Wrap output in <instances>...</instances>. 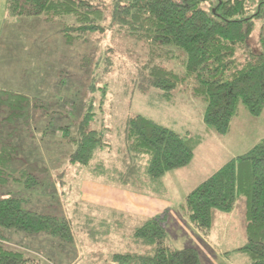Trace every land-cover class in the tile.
<instances>
[{
    "label": "rangeland",
    "instance_id": "374dc122",
    "mask_svg": "<svg viewBox=\"0 0 264 264\" xmlns=\"http://www.w3.org/2000/svg\"><path fill=\"white\" fill-rule=\"evenodd\" d=\"M102 1L111 18L114 0ZM245 1L251 12L264 3ZM5 7L0 0V157L6 168L0 195L21 199L26 210L66 217L74 236L72 242L46 234L11 237L12 244L21 247L27 257L41 264H106L113 254L134 247L130 235L148 218L114 216L110 210L91 206L90 198L96 195L93 188L100 183L85 176L100 178L118 191L145 192L146 199H154H142V203L146 201L143 212L148 214L173 208L182 211L180 207L195 187L226 161L247 153L264 139V110L253 116L242 108L230 133L205 137L188 166L167 172L154 185L127 180L112 165L113 172H102L103 164L95 174L87 172L72 160L77 147L72 137L78 138L88 110L103 121L126 122L141 115L180 134L190 131L194 135L206 129V103L186 91H176L172 102L159 92L142 90L136 79L147 49L125 34L107 31L91 35L86 43L68 45L63 27L73 18L53 23L44 16L7 19ZM263 40L262 18L256 21L248 40L251 50L264 52ZM175 65L181 69L179 61ZM17 95L30 101L21 110L16 107ZM9 110L14 111L13 117L2 119ZM18 111L22 114L15 115ZM103 150L111 153L108 147ZM114 165L118 167L117 162ZM30 174L41 184L29 187ZM246 212L242 195L232 212L214 211L207 241L218 250L232 251L245 245ZM104 216L112 219L101 220ZM231 255L230 263L248 262L244 253L232 251Z\"/></svg>",
    "mask_w": 264,
    "mask_h": 264
},
{
    "label": "trees",
    "instance_id": "16d2710c",
    "mask_svg": "<svg viewBox=\"0 0 264 264\" xmlns=\"http://www.w3.org/2000/svg\"><path fill=\"white\" fill-rule=\"evenodd\" d=\"M263 5L251 12L245 0H114L108 18L102 0H6V14L7 19L44 16L51 23L73 18L63 27L68 45L86 43L91 35L107 31L127 35L147 49L145 61L138 65L140 88L159 92L172 102L176 91L190 92L206 103L203 122L208 130L224 136L242 108L253 116L264 110V52L255 53L248 44L256 21L264 20ZM178 61L181 69L175 65ZM17 97L19 110L30 103L23 95ZM13 114L9 110L2 119ZM95 115L88 110L78 138L72 137L77 145L72 160L93 174L101 164L102 172H106L104 165H112L121 177L147 186L160 182L169 171L188 166L204 139L203 133L180 134L141 115L126 122L103 121ZM3 160L0 157V189L6 180ZM28 181L29 187L41 184L33 174ZM241 195L247 206L246 244L237 251L246 254V264H264V139L195 187L181 209L208 236L214 211L232 212ZM167 224V211L144 220L130 235L134 247L113 254L106 264H201L196 249L173 245ZM4 231L46 234L64 242L74 239L66 217L26 210L21 199L0 195V264H41L12 244Z\"/></svg>",
    "mask_w": 264,
    "mask_h": 264
},
{
    "label": "crops",
    "instance_id": "0c3cea01",
    "mask_svg": "<svg viewBox=\"0 0 264 264\" xmlns=\"http://www.w3.org/2000/svg\"><path fill=\"white\" fill-rule=\"evenodd\" d=\"M3 1L6 6V0ZM4 14L5 16H7L6 11L4 12ZM201 133L204 134V139H203L204 143L207 140L205 137H208V135L212 137L216 135L211 130L209 131L207 127L205 131H202ZM104 168L106 172L110 170L109 166H105ZM95 176L102 178V176H98V175ZM85 177L91 179L95 183H100L98 187L95 186L93 188L94 193H96V195L90 198L91 206H100L104 208V210L106 211L110 210L112 211V214L114 216L120 214H129L130 216L136 218L138 217L152 218L159 214L156 213L154 215V214H148V212L146 211L143 212L144 204L146 203V201L145 203H142V199L149 201L154 200V199H146V197L144 196L145 192L136 193V192H130L129 190L118 191L115 188L110 187L106 181H103L100 178H90L88 176ZM149 185H154V184L150 183ZM166 211L168 212L167 231L169 238L175 247L196 249L199 253L201 264H235V263H230V259H231L230 257L232 256L231 252L234 251L235 253H238L237 250L241 248L242 245L232 251L218 250V248L217 249L214 248L213 244L211 245L207 241V236H204L198 229H196L190 223V221L184 216L183 211H180L178 208H173L170 212L169 210ZM103 219L111 220L112 218L104 216L102 217L101 220ZM1 233L7 236L8 238L21 235V234L18 235L16 233H10V231H4Z\"/></svg>",
    "mask_w": 264,
    "mask_h": 264
}]
</instances>
